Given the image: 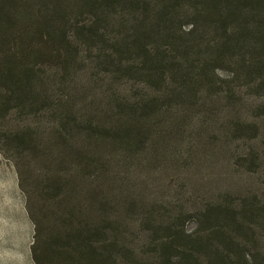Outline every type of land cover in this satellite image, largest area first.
Returning a JSON list of instances; mask_svg holds the SVG:
<instances>
[{
  "label": "trees",
  "instance_id": "1",
  "mask_svg": "<svg viewBox=\"0 0 264 264\" xmlns=\"http://www.w3.org/2000/svg\"><path fill=\"white\" fill-rule=\"evenodd\" d=\"M252 104L264 113V0H0V154L19 177L40 150L41 166L56 169L40 180L46 199L74 189L71 162L123 185L174 113L202 126L217 110L226 134L256 131ZM22 118L32 122L12 125ZM255 212L221 201L166 221L144 211L128 223L143 234L138 253L115 212L106 227L65 228L70 212L53 208L49 264H264L240 236Z\"/></svg>",
  "mask_w": 264,
  "mask_h": 264
},
{
  "label": "rangeland",
  "instance_id": "2",
  "mask_svg": "<svg viewBox=\"0 0 264 264\" xmlns=\"http://www.w3.org/2000/svg\"><path fill=\"white\" fill-rule=\"evenodd\" d=\"M218 73L225 74L222 70ZM244 99L242 112L250 103L247 96ZM253 106L248 115L259 123L258 130L237 136L226 134V115L217 110L200 116L202 126L182 113L160 120L161 129L153 150L148 152L150 162L136 164L134 174L123 185L113 177L94 181L85 176L87 171L77 175L71 162L64 171H68L74 189L54 201L40 195V180L56 170L52 165L41 166L40 150L27 156L19 177L11 161L0 154V264H35L31 254L34 244L39 264L50 263L53 208L70 212L62 223L65 228L69 219L75 227H106L105 215L115 212L125 230L124 241L139 253L143 234L138 226H129L137 225V215L153 210L156 217L166 221L216 201L234 202L256 211L240 236L249 241L246 251L250 257H264V113L254 112ZM28 121L32 119L22 118L12 125ZM34 122L40 124L37 119ZM95 187L98 192L93 195L90 191ZM131 199L135 200L134 208L130 207ZM195 225L189 220L186 230L192 231Z\"/></svg>",
  "mask_w": 264,
  "mask_h": 264
}]
</instances>
